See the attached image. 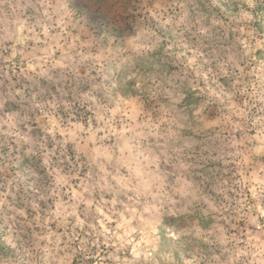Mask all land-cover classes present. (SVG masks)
I'll use <instances>...</instances> for the list:
<instances>
[{"label": "rangeland", "instance_id": "1", "mask_svg": "<svg viewBox=\"0 0 264 264\" xmlns=\"http://www.w3.org/2000/svg\"><path fill=\"white\" fill-rule=\"evenodd\" d=\"M234 8L0 0V264H115L100 234L101 217L113 227L115 217L98 205L86 213V189L100 177L147 187L157 173L195 178L200 191L180 230L169 229L178 242L157 243L153 264L252 261L233 257L264 242L251 223L264 225V45L239 42ZM254 27L264 35V7ZM121 72L141 81L138 100L112 99ZM81 78L92 81L83 90Z\"/></svg>", "mask_w": 264, "mask_h": 264}, {"label": "clouds", "instance_id": "2", "mask_svg": "<svg viewBox=\"0 0 264 264\" xmlns=\"http://www.w3.org/2000/svg\"><path fill=\"white\" fill-rule=\"evenodd\" d=\"M234 3V12L229 18L228 24L236 25L240 33L239 42L245 49L264 45V35L258 34L254 27L258 9L264 7V0H234ZM157 31L159 35L154 37V43L163 47L167 34L159 28ZM133 33L134 29L128 35L125 46L132 38ZM78 83L83 90L92 81L81 78ZM108 91L111 92L112 99L138 100L144 89L135 74L121 72L111 78ZM85 94L87 95V92ZM86 191L89 200L95 201L86 209V213L94 211L98 205L100 208L106 209L109 216L115 217V227H113V224L102 216L104 223L108 224V229H104L101 225L102 231L100 232L101 235H107L108 244L115 249V252L110 253L115 264H153L155 260L153 253L156 251L157 243L173 245L178 242L169 229L180 230L181 222L177 217L181 211L186 210L189 198H197L200 189L195 178L190 177L184 181L178 179L173 182L167 180L166 174L157 173L155 177L150 178L147 187L135 178H131L129 186L125 189L123 186L110 183L104 177H100L99 179L93 178ZM204 193L211 196L209 189H204ZM106 197H110V199H106ZM110 204H122L121 211L115 212L109 206ZM261 214L264 215V210H261ZM251 223L264 233V225L255 220H252ZM237 243L239 244V241ZM244 247L246 251L234 256L233 259H240L251 254L252 261L249 264H254L257 256L264 254V242L258 244L256 252H253L247 244ZM119 252L124 255H118ZM259 264H264V258L260 259Z\"/></svg>", "mask_w": 264, "mask_h": 264}]
</instances>
